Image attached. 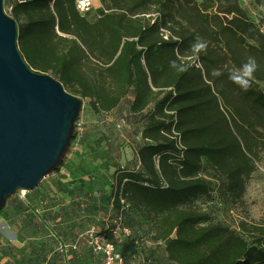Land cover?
Segmentation results:
<instances>
[{"label": "trees", "instance_id": "16d2710c", "mask_svg": "<svg viewBox=\"0 0 264 264\" xmlns=\"http://www.w3.org/2000/svg\"><path fill=\"white\" fill-rule=\"evenodd\" d=\"M76 2L15 0L9 15L18 24V46L29 67L52 73L82 103L90 100L96 114L110 115L133 92L130 112L145 120V144L136 151L138 169L116 168L109 201L120 215L119 225L128 232L131 222L156 225L154 240L165 244L175 264H264V219L233 229L213 223L207 211L196 207L211 195L215 182L241 198L256 171L257 151H264L261 26L239 0H101L107 9L94 20L87 15L91 10L81 14ZM255 2L264 11V0ZM197 36L208 42L198 57L189 52ZM249 56L259 68L251 87L242 91L226 70ZM171 59L187 70L172 69ZM214 68L224 74L213 76ZM82 141L74 126L49 175L71 169L72 151ZM84 159L75 162L73 173ZM89 182L74 176L62 192L71 196ZM14 197L7 199L0 217L8 220L7 205ZM72 202L62 207L76 210L79 203ZM54 215L62 226V209ZM115 229L96 237L113 244L126 262L139 246L135 239L118 243ZM65 246L67 252L77 251L79 243L61 249ZM91 248L102 264V255Z\"/></svg>", "mask_w": 264, "mask_h": 264}, {"label": "rangeland", "instance_id": "374dc122", "mask_svg": "<svg viewBox=\"0 0 264 264\" xmlns=\"http://www.w3.org/2000/svg\"><path fill=\"white\" fill-rule=\"evenodd\" d=\"M14 1L5 0L7 14ZM239 1L250 19L264 31V11L255 0ZM106 9L104 2L96 0L94 8L87 14L88 18L94 20L101 10ZM46 75L56 79L52 73ZM260 85L264 89V83ZM132 101L133 92L110 115L96 114L90 100L83 102V141L72 151L68 164L72 171L67 168L60 174L48 175L33 192L20 191L7 205L8 220L0 217V252L7 258L4 264H99L100 258L91 248V236H100L105 230L115 228L118 243L135 239L139 246L126 264L148 261L175 264L169 260L165 244L154 240L156 225L141 226L131 222L130 232H126L119 225V213L110 206L116 168L138 169L136 151L145 144L142 139L145 120L131 114ZM121 119L126 120V125L119 131L116 125ZM79 158H85V161L79 162V168L73 173V166L81 160ZM255 165L256 171L247 180L246 191L241 198L232 196L224 184L215 182L211 195L198 200L196 207L207 211L213 223H223L233 229L243 221L261 223L264 219V151H257ZM74 176L85 177L90 182L71 196L65 195L62 190L67 187L66 183L74 182ZM73 199L79 203L76 210L71 206L62 207L66 201L73 203ZM28 207L46 221L53 233L38 222ZM61 209L66 216L62 226L54 215ZM77 242V251H62V244L74 245Z\"/></svg>", "mask_w": 264, "mask_h": 264}, {"label": "water", "instance_id": "95a60500", "mask_svg": "<svg viewBox=\"0 0 264 264\" xmlns=\"http://www.w3.org/2000/svg\"><path fill=\"white\" fill-rule=\"evenodd\" d=\"M18 24L0 0V211L33 192L63 156L82 101L32 70L18 46Z\"/></svg>", "mask_w": 264, "mask_h": 264}, {"label": "clouds", "instance_id": "9594fccd", "mask_svg": "<svg viewBox=\"0 0 264 264\" xmlns=\"http://www.w3.org/2000/svg\"><path fill=\"white\" fill-rule=\"evenodd\" d=\"M208 48V42L197 36L189 46V52L193 56H199L202 53H205ZM179 65V67H178ZM169 66L176 70L177 72H182L187 70V65L178 61L177 59H171L169 61ZM259 65L257 60L253 56H249L244 62L239 66H234L228 68L227 77L228 80L239 87L242 91H247L252 84L254 79V74L258 70ZM224 73L220 69H212L213 76H220Z\"/></svg>", "mask_w": 264, "mask_h": 264}, {"label": "built area", "instance_id": "2783aa9c", "mask_svg": "<svg viewBox=\"0 0 264 264\" xmlns=\"http://www.w3.org/2000/svg\"><path fill=\"white\" fill-rule=\"evenodd\" d=\"M101 2V0H98ZM96 0H77L76 6L78 11L81 14H85L92 10L94 8ZM168 39V36L165 37ZM126 125V122L124 119H121L120 122H118L117 128L121 130ZM75 129L78 133V136L81 138L84 133V122L82 119L75 122ZM128 232V231H126ZM92 245L94 246L95 252L97 254L102 255L103 262L102 264H126L124 257L119 249H117L113 244H109L100 238L93 237ZM74 248H76L74 246ZM69 249V246L62 247L63 252H67Z\"/></svg>", "mask_w": 264, "mask_h": 264}, {"label": "crops", "instance_id": "0c3cea01", "mask_svg": "<svg viewBox=\"0 0 264 264\" xmlns=\"http://www.w3.org/2000/svg\"><path fill=\"white\" fill-rule=\"evenodd\" d=\"M3 218V217H2ZM4 219V218H3ZM5 220V219H4ZM3 242V241H2ZM0 250H2V248L0 247ZM7 260V258L5 257V255H3V253L0 252V264H4V262Z\"/></svg>", "mask_w": 264, "mask_h": 264}]
</instances>
